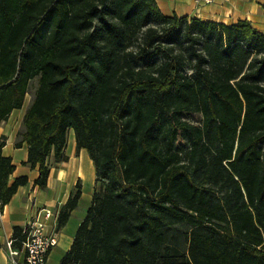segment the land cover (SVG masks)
<instances>
[{"label": "trees", "instance_id": "16d2710c", "mask_svg": "<svg viewBox=\"0 0 264 264\" xmlns=\"http://www.w3.org/2000/svg\"><path fill=\"white\" fill-rule=\"evenodd\" d=\"M36 77L16 142L35 184L49 156L65 159L69 129L96 175L61 262L165 264L185 224L186 264H264V33L167 16L155 0H0V122ZM3 146L0 211L27 182L9 184ZM25 236L15 226L13 245Z\"/></svg>", "mask_w": 264, "mask_h": 264}, {"label": "crops", "instance_id": "0c3cea01", "mask_svg": "<svg viewBox=\"0 0 264 264\" xmlns=\"http://www.w3.org/2000/svg\"><path fill=\"white\" fill-rule=\"evenodd\" d=\"M162 14L178 17L187 16L203 21L224 24L247 20L253 28L264 33V0H155ZM31 103V102H30ZM29 103V104H30ZM28 104V106H29ZM13 109L0 122V140H4L2 154L11 158L14 170L9 176V184L21 176L27 177L24 185L16 192L0 211V264H9L6 243L13 239V228L24 227L42 208L51 210L52 216L46 220V230L54 233L56 244L48 251L45 264H59L70 249L80 222L91 205L96 187L95 168L88 152L76 149L74 132L68 130L65 159L53 162L46 159L49 167L46 186L40 188L35 184L38 166L30 167L27 163L28 148L19 141L18 130L22 126L23 115L28 108ZM80 184V197L68 220L57 228L56 221L60 207L66 202L76 183Z\"/></svg>", "mask_w": 264, "mask_h": 264}, {"label": "built area", "instance_id": "2783aa9c", "mask_svg": "<svg viewBox=\"0 0 264 264\" xmlns=\"http://www.w3.org/2000/svg\"><path fill=\"white\" fill-rule=\"evenodd\" d=\"M52 216L51 210L42 208L26 224V236L20 247L13 245V239L6 243L9 264H45L48 251L56 244L54 233L46 230V220ZM59 264H78L60 262Z\"/></svg>", "mask_w": 264, "mask_h": 264}, {"label": "rangeland", "instance_id": "374dc122", "mask_svg": "<svg viewBox=\"0 0 264 264\" xmlns=\"http://www.w3.org/2000/svg\"><path fill=\"white\" fill-rule=\"evenodd\" d=\"M36 85H37V77L32 79L30 82L29 91L26 95L24 102V105L26 107L32 100ZM183 117L195 124L200 123V116L197 114H187V115L185 114ZM21 131H22V126L18 130V136ZM49 160H52L51 156H49ZM74 190L75 188H73V191ZM186 229L187 226L185 224H181L169 232L167 243L170 246V248H176L177 251L175 253L174 252L170 253L171 255L165 259V264H186L185 260H186L187 242L183 235V232Z\"/></svg>", "mask_w": 264, "mask_h": 264}]
</instances>
